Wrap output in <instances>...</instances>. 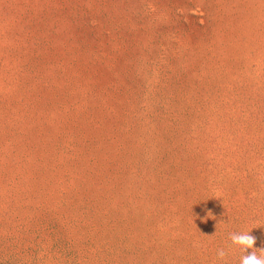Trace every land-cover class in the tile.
Returning <instances> with one entry per match:
<instances>
[{
    "label": "rangeland",
    "instance_id": "rangeland-1",
    "mask_svg": "<svg viewBox=\"0 0 264 264\" xmlns=\"http://www.w3.org/2000/svg\"><path fill=\"white\" fill-rule=\"evenodd\" d=\"M249 230L264 0H0V264H239Z\"/></svg>",
    "mask_w": 264,
    "mask_h": 264
},
{
    "label": "clouds",
    "instance_id": "clouds-1",
    "mask_svg": "<svg viewBox=\"0 0 264 264\" xmlns=\"http://www.w3.org/2000/svg\"><path fill=\"white\" fill-rule=\"evenodd\" d=\"M208 217L215 219L211 212L208 213ZM251 230L231 232L229 233V239L232 245L238 247L242 253L239 264H264V247H254L256 244V237L250 234ZM249 249H251V252L248 251ZM226 256L227 253L223 248L217 250V257L219 260H224Z\"/></svg>",
    "mask_w": 264,
    "mask_h": 264
}]
</instances>
